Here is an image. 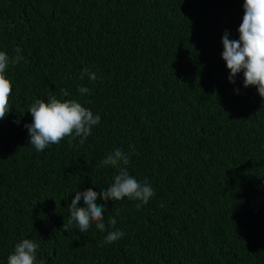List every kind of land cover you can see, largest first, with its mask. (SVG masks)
Wrapping results in <instances>:
<instances>
[{
	"label": "trees",
	"instance_id": "obj_1",
	"mask_svg": "<svg viewBox=\"0 0 264 264\" xmlns=\"http://www.w3.org/2000/svg\"><path fill=\"white\" fill-rule=\"evenodd\" d=\"M243 2L0 0V51L24 58L6 69L12 109L0 120V264L25 238L44 264H264V99L242 73L230 83L221 58ZM61 89L100 122L84 144L37 152L29 105ZM117 147L154 196L97 199L106 227L115 218L125 233L111 244L95 223L65 232L75 191L118 174L98 167Z\"/></svg>",
	"mask_w": 264,
	"mask_h": 264
},
{
	"label": "clouds",
	"instance_id": "obj_2",
	"mask_svg": "<svg viewBox=\"0 0 264 264\" xmlns=\"http://www.w3.org/2000/svg\"><path fill=\"white\" fill-rule=\"evenodd\" d=\"M242 21L237 29L239 39H229L227 31L221 37L223 52L221 58L228 70V81L235 83L238 74H243V86H254L262 99H264V0H244ZM16 55L9 57L0 51V120L4 119L11 111L9 97L12 93V82L7 78L6 69L9 64H17L23 60L21 49L15 48ZM85 76L90 81H95L97 75L85 67L81 72V79ZM61 98L49 95L47 100L35 99L28 108L32 122L24 127L29 135L28 145L37 152L43 151L50 144H58L65 137L69 143L77 140L84 144L91 135L92 129L99 124L100 116L82 106L77 99H63L69 93L61 89ZM78 92L83 95L89 93L84 86L78 87ZM14 123H19L15 120ZM17 135V134H16ZM131 153L125 152L120 147L115 148L98 165V167L111 166L118 170L113 182L106 189L99 192L88 188L84 191H75V196L68 204L70 216L62 228L68 232L77 226L80 232H86L92 223L97 229L106 232L105 244H111L122 238L125 233L116 229V219L110 218L107 227L104 221L105 204L101 201H119L123 198L140 201L147 204L154 196L155 191L148 181H138L130 175L127 165L130 163ZM83 200V207H78V202ZM140 207V204H137ZM39 244L32 239H22L14 246V251L7 257V264H44L37 261Z\"/></svg>",
	"mask_w": 264,
	"mask_h": 264
}]
</instances>
